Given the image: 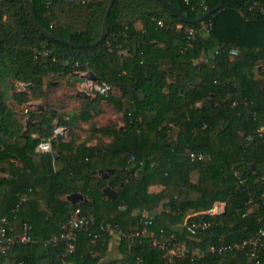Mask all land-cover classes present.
<instances>
[{"label": "trees", "instance_id": "1", "mask_svg": "<svg viewBox=\"0 0 264 264\" xmlns=\"http://www.w3.org/2000/svg\"><path fill=\"white\" fill-rule=\"evenodd\" d=\"M110 1L32 0L40 25L67 43L37 28L26 0H0V218L18 230L30 222L36 239L9 262L41 264L42 257L28 252L40 244L50 264H60L63 245L43 241L81 208L93 225L78 231L73 264H100L105 257L113 234L93 235L102 222L147 229L131 247L121 239L122 260L132 264L138 258L140 264H254L250 246L211 248L242 243L264 227V0H206L207 10L197 0H169L186 20L162 0H115L105 37L79 45L101 37ZM208 22L210 30H201ZM186 27L199 30L196 38ZM89 70L112 90L80 95L81 108L72 113L47 105L48 76L69 75L74 84L78 72ZM16 82L32 87L11 94ZM36 98L43 108L27 110V121L9 104ZM104 101L122 112L123 125H96ZM80 122L91 124L85 138L75 132ZM57 126L71 139L58 137ZM48 139L53 152L38 151ZM191 150L207 157L193 160ZM102 169L113 172L94 173ZM106 186L118 195L107 196ZM76 192L87 200L71 202ZM218 200L227 201V211L200 217L212 221L206 231L180 230L188 214ZM172 232L198 249L194 258L170 261L154 246ZM256 254L264 264V236Z\"/></svg>", "mask_w": 264, "mask_h": 264}, {"label": "built area", "instance_id": "2", "mask_svg": "<svg viewBox=\"0 0 264 264\" xmlns=\"http://www.w3.org/2000/svg\"><path fill=\"white\" fill-rule=\"evenodd\" d=\"M187 3H190L191 0H185ZM196 1V0H195ZM198 6L203 8L204 10L208 9V4L206 0H197ZM50 2L48 3V5ZM195 8V6H193ZM162 24V22H159ZM211 28V23H206L201 30L209 31ZM186 31L189 32L192 38H196L197 33L199 30L195 29L194 27H186ZM232 54H237L238 50L234 49L231 52ZM47 54V52H44ZM89 89L94 92H98L100 94H107L112 90V85L107 82H95L91 81L89 83ZM63 127H57L55 129V134H59L63 131ZM42 145H49L48 149L45 150ZM37 150L40 152H53V146L51 139L42 140L38 146ZM190 157L193 160L196 159H205L207 156L203 153H198L195 151H189ZM242 183H245V180H242ZM263 204H264V195ZM227 201L225 200H218L213 203V205L205 210L197 211L194 213L188 214L182 223H180V227L182 231H185L189 235H196L198 232L206 231L212 224V221L201 219L200 217H205L206 215L211 216H221L226 213L227 211ZM19 207L15 209L18 210ZM152 223L151 220H145V224ZM93 225V220L88 218L83 214L81 208H76L68 217L65 222L61 223L62 231L59 234H54L50 238L44 240L45 245H53L59 246L63 245L62 252L59 254L60 264H73V261L70 257L76 251L77 248V238H78V231L82 228L90 230ZM33 225L28 222L24 221L22 223L21 230H18L15 223L11 222L7 217L0 218V257H5L7 261L10 260L11 257L16 255V252L19 248L26 246L30 243L36 242V239L32 235ZM100 232H94L93 235L95 236V240L98 239L101 233L107 234H118L121 239H125L129 242V246L131 247L132 244L138 239L144 236L147 232V229L143 230H128L124 231L119 226L112 225L111 223L102 222L99 225ZM92 234V232L90 231ZM264 236V227L260 229L258 234L251 239H246L242 243L235 242L233 244H223L218 249L212 246L211 250L223 252L226 250L238 248L241 249L246 246H250L251 256L254 258V264H263L256 254V250L258 245L261 243V238ZM155 247L166 251L167 256L170 261L173 259H184L187 257H193V254L198 249H192L186 243L181 242L179 240L178 234L175 232L170 233L168 236H161L160 238H156L153 241ZM142 261L141 258H138L136 264H140ZM11 264H24V261L13 260ZM107 264H132L129 261L122 260V257L114 258L108 261Z\"/></svg>", "mask_w": 264, "mask_h": 264}, {"label": "rangeland", "instance_id": "3", "mask_svg": "<svg viewBox=\"0 0 264 264\" xmlns=\"http://www.w3.org/2000/svg\"><path fill=\"white\" fill-rule=\"evenodd\" d=\"M88 72L89 71L78 72L77 76H88ZM51 80H56V84H59L61 88L56 91V95L53 101L47 100V105L49 107L57 108L58 113H72L78 111V108H81L83 100L81 96H79L78 98V96L76 95L78 89L85 90L88 94H91V98H94L96 96V92L89 89L90 80L88 78L83 83L80 81H74L73 79L74 84H71V77L69 75L66 76L59 74L57 76H54ZM113 93L119 95V92L115 89H113ZM101 105L103 108V112L95 116L94 120L96 121V125L109 124L112 122H116V124L118 125L124 124L122 112L118 111L112 104L106 101L102 102ZM90 126L91 124L89 123H80L79 125H76L75 132L82 138H85L86 132L89 130ZM66 132L67 131L63 129L61 134L64 133L66 135Z\"/></svg>", "mask_w": 264, "mask_h": 264}, {"label": "crops", "instance_id": "4", "mask_svg": "<svg viewBox=\"0 0 264 264\" xmlns=\"http://www.w3.org/2000/svg\"><path fill=\"white\" fill-rule=\"evenodd\" d=\"M60 73H52L50 76H48L47 80L49 82V86H47V91L48 93V99L47 100H52L55 97V93L57 90H59L61 87L59 86V84H56L57 81L56 80H51L54 76L59 75ZM61 75V74H60ZM16 88L12 89L10 91V93L12 94L14 91L17 92H21V91H26L29 90L31 87L27 86V83H23V82H16L15 83ZM83 86V85H82ZM94 94V93H93ZM76 95L79 96L80 95H85L88 97H91V94H88L85 90H77ZM40 102V103H39ZM45 102V101H44ZM43 99L42 98H36V99H32L29 102H24V103H20L18 102L16 99H11L9 104L10 106H12L15 111L18 113V116H22L23 118H25V120L27 121L28 119V115L26 114L27 110H34L37 106H39L40 108H42L41 106H43ZM53 110H57V108H53ZM80 123H84V122H80ZM80 123H77V125H79ZM59 127V126H57ZM56 127V128H57ZM65 129V128H64ZM67 132V134L65 135L64 133H59L61 136L60 137H64L66 140H70L71 137L69 135L68 129H65ZM76 130V129H75ZM58 135V134H57ZM68 137V138H67ZM96 140H92L89 142L90 145L95 144ZM16 227H18V225L16 224ZM180 230L181 227L179 226ZM120 242H121V238L118 234H113L110 237L109 243H108V248L106 251V255L105 257L102 259V261L100 262V264H104L105 262H107L108 260L114 259V258H118L122 256V251H121V247H120ZM28 252L29 253H33L39 257H42L41 260V264H50V259L47 258L46 256L48 255V249L47 247L40 245V244H34L32 245L30 248H28ZM27 252V253H28ZM0 264H11L9 261H5V262H0Z\"/></svg>", "mask_w": 264, "mask_h": 264}, {"label": "water", "instance_id": "5", "mask_svg": "<svg viewBox=\"0 0 264 264\" xmlns=\"http://www.w3.org/2000/svg\"><path fill=\"white\" fill-rule=\"evenodd\" d=\"M164 1L175 13H177L178 15L181 16V18L183 20H186L187 18L182 15V13L179 11V9L173 4L171 3L169 0H162ZM26 2L28 3L29 7H30V10H31V13L34 17V20H35V23L37 25V28L43 33L45 34L46 36L50 37V38H53V39H57V40H60V41H63V42H67V43H72L71 41H68V40H65V39H62L60 38L59 36L53 34L52 32L44 29L40 23H39V19L37 17V14H36V11H35V7H34V4L32 2V0H26ZM115 0H111L110 3H109V6L107 8V11H106V14H105V18H104V22H103V28H102V34H101V37L96 40L95 42H92V43H88V44H79V45H91V46H94L96 44H98L106 35V32H107V27H108V18H109V15H110V11L112 9V6L114 4ZM223 2L221 1L220 5L218 6V8H220L222 6ZM213 11H208L206 12L205 14H203L200 18L196 19V20H193L194 22H199V21H202L204 20L206 17L210 16L212 14ZM87 78L89 80H92V81H97L98 80V77L97 75L89 70L88 72V76H76L74 77V81H80V82H85L87 80ZM28 87H31L32 84H27ZM43 108V106H41ZM58 137H60L61 135L58 134L57 135ZM59 154H60V151L59 152H54V156L56 158L59 157ZM109 172H113V170H99V171H94V173H99V174H102L104 177H107L109 175ZM103 192L109 196V197H116L118 195V191L114 188H112L111 186H106L104 189H103ZM68 199L73 202L74 204L82 201L83 199H86L87 200V197H85L82 193L80 192H76V193H72L68 196Z\"/></svg>", "mask_w": 264, "mask_h": 264}, {"label": "clouds", "instance_id": "6", "mask_svg": "<svg viewBox=\"0 0 264 264\" xmlns=\"http://www.w3.org/2000/svg\"><path fill=\"white\" fill-rule=\"evenodd\" d=\"M42 147H43L45 150H47L48 147H49V145H42Z\"/></svg>", "mask_w": 264, "mask_h": 264}]
</instances>
